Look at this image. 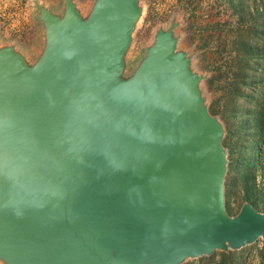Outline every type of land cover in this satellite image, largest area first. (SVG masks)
Instances as JSON below:
<instances>
[{
	"label": "water",
	"instance_id": "obj_1",
	"mask_svg": "<svg viewBox=\"0 0 264 264\" xmlns=\"http://www.w3.org/2000/svg\"><path fill=\"white\" fill-rule=\"evenodd\" d=\"M140 0L84 16L40 6L34 63L0 47V261L181 264L264 238V213L226 209L224 128L207 107L177 22L131 76Z\"/></svg>",
	"mask_w": 264,
	"mask_h": 264
},
{
	"label": "rangeland",
	"instance_id": "obj_2",
	"mask_svg": "<svg viewBox=\"0 0 264 264\" xmlns=\"http://www.w3.org/2000/svg\"><path fill=\"white\" fill-rule=\"evenodd\" d=\"M74 1L84 16L95 2ZM140 5L124 75L134 73L156 32L175 20L178 49L203 76L208 110L224 128L227 212L235 216L248 202L264 213V0H140ZM40 6L64 12V0H0V47L14 45L31 64L45 46ZM181 264H264V238Z\"/></svg>",
	"mask_w": 264,
	"mask_h": 264
}]
</instances>
